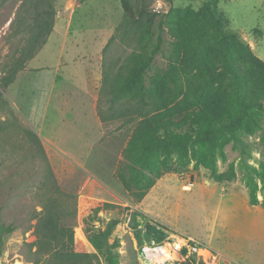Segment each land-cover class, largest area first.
<instances>
[{"label":"rangeland","instance_id":"1","mask_svg":"<svg viewBox=\"0 0 264 264\" xmlns=\"http://www.w3.org/2000/svg\"><path fill=\"white\" fill-rule=\"evenodd\" d=\"M45 1L57 12L53 32L14 83L0 86V223L14 229L4 236L0 264H46L36 262L31 246L37 241L36 216L47 197L58 195L51 191L49 172L67 209L63 224L95 256L94 264L149 262L172 233L193 239L202 249L199 255L211 257L208 264H264V209L249 201L252 182L262 187L264 119L260 130L239 135L242 144L224 148L227 163L219 160L218 168L226 171L234 163L235 181L214 182L193 157L187 166L172 163L137 202L116 177L135 123H103L98 114L108 107L109 85L121 66L145 40L147 13L156 15L153 42L162 37L170 50L164 20L171 8L198 10L208 0H129L136 14L133 25H124L122 0H0V80ZM219 8L229 17V28L264 61V0H219ZM155 68H167L161 54ZM27 131L38 134L42 149ZM258 196L262 200L263 193ZM103 202L116 208L102 212L101 220L119 224L107 247L96 250L86 219ZM171 264L206 262L195 258Z\"/></svg>","mask_w":264,"mask_h":264},{"label":"trees","instance_id":"2","mask_svg":"<svg viewBox=\"0 0 264 264\" xmlns=\"http://www.w3.org/2000/svg\"><path fill=\"white\" fill-rule=\"evenodd\" d=\"M122 7L124 25H133L136 14L129 0H122ZM56 16L53 4L45 1L28 25L24 46L9 57L1 70L2 88L12 85L46 44ZM155 18V14L147 13L145 40L109 85L107 109L98 112L103 123L117 119L135 123L116 177L137 202L147 196L172 163L187 166L193 157L197 159L196 167L208 169L214 182L235 181L234 163L226 171H219V160L227 163L224 148L230 142L242 144L239 135L260 130L264 119V61L238 32L229 28L230 19L219 8V0H208L198 10L171 8L164 20L172 38L170 50L165 48L162 37L153 42ZM114 39L115 36L110 41ZM160 54L167 61L166 69L155 68ZM27 133L42 149L38 134ZM259 175L262 187L252 182L249 201L264 209V163ZM48 178L51 191L58 195L47 197L36 216L37 241L31 246L36 248L32 252L36 262L94 264L95 256L77 241L73 229L63 224L67 209L51 172ZM113 208V204L100 203L86 219L88 227L92 226L86 230L89 242L96 250L107 247L119 224L116 219L106 223L101 220L100 214ZM96 222L103 223V227H95ZM13 231L12 226L0 223V257L4 236Z\"/></svg>","mask_w":264,"mask_h":264},{"label":"built area","instance_id":"3","mask_svg":"<svg viewBox=\"0 0 264 264\" xmlns=\"http://www.w3.org/2000/svg\"><path fill=\"white\" fill-rule=\"evenodd\" d=\"M166 251L169 254V258L163 260L161 264H171L172 262L177 263L180 259L183 261L190 260L193 258H199L208 264L209 259H206L199 255L202 249L199 247L197 243L193 241L191 238H187L184 235L178 233H172V237L166 243ZM171 257H176L175 260H171Z\"/></svg>","mask_w":264,"mask_h":264},{"label":"bare ground","instance_id":"4","mask_svg":"<svg viewBox=\"0 0 264 264\" xmlns=\"http://www.w3.org/2000/svg\"><path fill=\"white\" fill-rule=\"evenodd\" d=\"M166 252V247H157L154 252L155 259L146 263L144 262L143 264H161L163 260L170 257ZM170 259L173 260L172 257Z\"/></svg>","mask_w":264,"mask_h":264},{"label":"crops","instance_id":"5","mask_svg":"<svg viewBox=\"0 0 264 264\" xmlns=\"http://www.w3.org/2000/svg\"><path fill=\"white\" fill-rule=\"evenodd\" d=\"M87 79H88V76H87ZM90 93V92H89ZM90 98H91V95H90ZM93 99V98H92ZM91 101H93V100H91ZM92 107L94 108V109H96L95 108V105H93V103H92ZM96 114V117L98 118V115H97V113H95Z\"/></svg>","mask_w":264,"mask_h":264}]
</instances>
